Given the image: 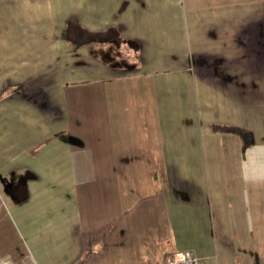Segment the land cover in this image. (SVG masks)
I'll return each instance as SVG.
<instances>
[{
    "label": "crops",
    "instance_id": "1",
    "mask_svg": "<svg viewBox=\"0 0 264 264\" xmlns=\"http://www.w3.org/2000/svg\"><path fill=\"white\" fill-rule=\"evenodd\" d=\"M261 176L264 0H0V264H264Z\"/></svg>",
    "mask_w": 264,
    "mask_h": 264
},
{
    "label": "built area",
    "instance_id": "2",
    "mask_svg": "<svg viewBox=\"0 0 264 264\" xmlns=\"http://www.w3.org/2000/svg\"><path fill=\"white\" fill-rule=\"evenodd\" d=\"M165 264H196V258L190 250L183 249L180 251H174L166 258Z\"/></svg>",
    "mask_w": 264,
    "mask_h": 264
},
{
    "label": "trees",
    "instance_id": "3",
    "mask_svg": "<svg viewBox=\"0 0 264 264\" xmlns=\"http://www.w3.org/2000/svg\"><path fill=\"white\" fill-rule=\"evenodd\" d=\"M69 24V22H68ZM69 28V27H68ZM88 34L85 33V37L81 36L80 38H77L76 40H78L79 42H85L88 40ZM213 129L214 130H228V131H235L237 132L238 134H240L244 140V142H248L249 139H250V133L249 131L243 129V128H240V127H237V126H230V125H221V124H215L213 126Z\"/></svg>",
    "mask_w": 264,
    "mask_h": 264
},
{
    "label": "clouds",
    "instance_id": "4",
    "mask_svg": "<svg viewBox=\"0 0 264 264\" xmlns=\"http://www.w3.org/2000/svg\"><path fill=\"white\" fill-rule=\"evenodd\" d=\"M258 179L264 180V176L258 177Z\"/></svg>",
    "mask_w": 264,
    "mask_h": 264
},
{
    "label": "rangeland",
    "instance_id": "5",
    "mask_svg": "<svg viewBox=\"0 0 264 264\" xmlns=\"http://www.w3.org/2000/svg\"><path fill=\"white\" fill-rule=\"evenodd\" d=\"M8 13H9V12H8ZM85 74H87V77L89 76V75H88V74H89L88 71H86Z\"/></svg>",
    "mask_w": 264,
    "mask_h": 264
}]
</instances>
